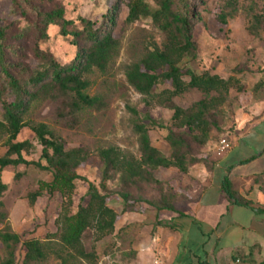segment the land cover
I'll return each instance as SVG.
<instances>
[{"label":"rangeland","instance_id":"374dc122","mask_svg":"<svg viewBox=\"0 0 264 264\" xmlns=\"http://www.w3.org/2000/svg\"><path fill=\"white\" fill-rule=\"evenodd\" d=\"M129 0H52L43 6H61L65 17L77 19L84 17L100 21L103 15L116 2L118 3L117 22L113 35L120 41L117 57L105 72L96 69L85 73L88 80L87 93L98 98L94 107L71 113L69 98L61 94L54 97L40 98L32 103L27 118L35 123L46 124L53 133L60 137L67 149L84 147L89 150V158L76 169L77 174L88 182L99 185L102 178L103 161L98 155L102 148L114 146L124 154L139 157L137 135L133 130V117L128 108H135L143 116L168 125L172 115L170 104L155 100L151 106L144 103V97L135 91L125 77V68L137 61L147 49L160 47L163 35L153 24L150 16H141L133 23L125 21L128 14ZM154 9L156 0H145ZM201 21L194 23L196 56L185 58L183 64L196 73L210 72L222 78L239 81L242 90L233 88L229 91L226 102L220 107V129L210 134V139L202 148L195 151L198 161L185 173L176 168H158L153 177L162 182H142L136 187H127L131 200L125 203L118 194L109 200L118 213L115 230L101 239H97L93 229H88L82 237V246L87 252H93L94 259L78 258L72 264H159L158 256L148 255L143 245L153 241L156 233L155 210L151 206L160 192L169 194L173 203L182 202V190L188 187L192 172L197 166L211 170L213 162L219 156L215 151L221 139H226L230 146L232 139L240 132L236 123L237 115L250 112L260 91V78L264 77V18L255 23L256 17H264V0H204L199 7ZM11 23L16 28L26 27L27 22L14 10L9 0H0V24ZM48 37L40 43L41 49L50 52L60 61L71 58L73 50L67 39L63 38L58 27L50 25ZM24 48L25 62L34 65L32 50L35 37L29 35L21 43ZM188 80V77L184 78ZM169 87L168 83L160 89ZM203 97L196 89H191L172 98V104L183 108L191 106ZM147 122V121H144ZM166 130L149 131L151 145L165 155L170 154V146L165 140ZM264 139V122L244 136L235 146L232 161H238L250 150H256ZM29 140L32 147L22 151L27 161L40 159L42 146L33 132L23 128L14 141ZM216 148V150H215ZM0 157L15 158L8 153L7 135L0 137ZM41 164H45L44 160ZM254 165L248 170L252 171ZM51 181V173L32 164L9 165L0 169V182L6 185L0 199L5 218L0 222V230L8 226L23 240L35 238L43 243H54L60 224L58 218L62 210V197L58 191L49 193L46 189L33 202L29 194L37 190L42 183ZM88 182L78 180L72 196L69 213L76 211L79 203L85 204L88 197ZM112 190L120 189L117 180L108 182ZM209 219H216L210 214ZM191 244L198 240V233L183 234ZM213 242L211 238L210 243ZM194 246V245H193ZM25 253L23 247L15 251L14 264H20ZM4 247L0 242V262L4 258ZM39 264H60V260L49 252V257Z\"/></svg>","mask_w":264,"mask_h":264},{"label":"trees","instance_id":"16d2710c","mask_svg":"<svg viewBox=\"0 0 264 264\" xmlns=\"http://www.w3.org/2000/svg\"><path fill=\"white\" fill-rule=\"evenodd\" d=\"M9 1L27 24L22 29L11 23L0 24V137L7 135L8 153L16 155L15 158L0 157V169L23 163L49 171L51 181L32 191L29 200L33 202L45 189L49 193L58 191L62 197V210L54 243H43L35 238L23 240L8 226L0 230V242L5 252L0 264H14L18 247L25 250L20 264L42 263L49 257V252L60 260V264H72L71 261L78 258L93 260V252L85 251L82 246V237L88 229H93L97 239L115 230L118 213L109 205V200L118 194L125 203L135 202L127 187H136L142 182L162 185L152 174L160 167L187 172L198 161L195 151L206 145L212 131L220 129L219 109L226 102L229 91L233 88L242 90V87L236 79L206 71L196 73L183 64L185 58L196 56L194 23L201 21L199 7L204 0H156L154 9L145 0H129L125 21L133 23L141 16H150L163 35V43L160 47L147 49L137 61L126 66L127 83L144 97L147 106L155 100L170 104L172 115L169 124L165 125L148 114L142 116L135 108H128L134 118L139 157L124 154L114 146L100 149L98 155L104 163L102 178L98 186L94 185L76 172L89 158V150L84 147L67 149L46 124L35 123L27 116L33 102L58 94L68 96L71 113L97 104L98 98L89 96L86 91L89 82L84 75L93 69L105 72L119 53L120 41L113 35L118 3L96 21L84 17L68 19L61 6H43L45 1L52 0ZM262 18L256 17L255 23H260ZM50 25L58 27L59 34L68 40L73 50L67 61L58 60L40 47L48 37ZM30 34L35 37L34 65L25 62L21 44ZM167 83L169 87L160 89ZM262 83L260 81L259 85ZM191 89L198 90L203 97L187 108L172 104L173 97ZM23 128L30 129L42 146L38 161H27L22 157L21 152L32 147L29 140L14 141ZM152 129L166 130L169 155L151 145L149 131ZM78 180L88 182V199L85 204L79 203L76 211L70 214ZM112 180L118 181L120 189L109 188L108 182ZM5 188L6 185L0 182V196ZM224 191L233 202L247 204L237 197L227 180ZM150 204L155 211L174 210V203L165 192H160ZM2 206L0 199V222L5 218Z\"/></svg>","mask_w":264,"mask_h":264},{"label":"crops","instance_id":"0c3cea01","mask_svg":"<svg viewBox=\"0 0 264 264\" xmlns=\"http://www.w3.org/2000/svg\"><path fill=\"white\" fill-rule=\"evenodd\" d=\"M260 81L253 108L235 119L240 132L230 148L220 153L215 148L221 156L211 170L194 168L182 190L184 199L173 204L174 210L155 211V237L143 246L148 255L158 256L159 264H264V139L250 155L232 161L237 143L264 122V77ZM226 180L247 204L228 198ZM213 213L216 219L211 221ZM192 232L198 233L194 246L183 237Z\"/></svg>","mask_w":264,"mask_h":264},{"label":"built area","instance_id":"2783aa9c","mask_svg":"<svg viewBox=\"0 0 264 264\" xmlns=\"http://www.w3.org/2000/svg\"><path fill=\"white\" fill-rule=\"evenodd\" d=\"M230 148V144L226 139H221L219 141V146H218V152H224Z\"/></svg>","mask_w":264,"mask_h":264}]
</instances>
